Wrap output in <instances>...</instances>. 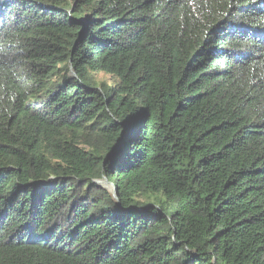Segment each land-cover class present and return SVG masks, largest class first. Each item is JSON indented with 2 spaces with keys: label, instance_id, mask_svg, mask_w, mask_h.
Segmentation results:
<instances>
[{
  "label": "trees",
  "instance_id": "obj_1",
  "mask_svg": "<svg viewBox=\"0 0 264 264\" xmlns=\"http://www.w3.org/2000/svg\"><path fill=\"white\" fill-rule=\"evenodd\" d=\"M0 264H264V0H0Z\"/></svg>",
  "mask_w": 264,
  "mask_h": 264
},
{
  "label": "rangeland",
  "instance_id": "obj_2",
  "mask_svg": "<svg viewBox=\"0 0 264 264\" xmlns=\"http://www.w3.org/2000/svg\"><path fill=\"white\" fill-rule=\"evenodd\" d=\"M99 80H104L107 82H110V78L104 74H100L99 75ZM102 185L108 189V190H112V187L110 186V184L107 182V180H103Z\"/></svg>",
  "mask_w": 264,
  "mask_h": 264
},
{
  "label": "water",
  "instance_id": "obj_3",
  "mask_svg": "<svg viewBox=\"0 0 264 264\" xmlns=\"http://www.w3.org/2000/svg\"><path fill=\"white\" fill-rule=\"evenodd\" d=\"M130 131H127L126 132V135L124 136V138H126L127 135H129Z\"/></svg>",
  "mask_w": 264,
  "mask_h": 264
}]
</instances>
